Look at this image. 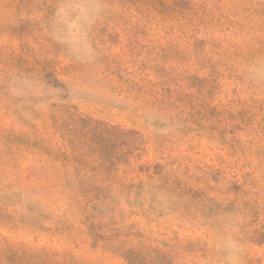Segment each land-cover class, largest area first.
I'll use <instances>...</instances> for the list:
<instances>
[{
	"label": "rangeland",
	"instance_id": "obj_1",
	"mask_svg": "<svg viewBox=\"0 0 264 264\" xmlns=\"http://www.w3.org/2000/svg\"><path fill=\"white\" fill-rule=\"evenodd\" d=\"M0 264H264V0H0Z\"/></svg>",
	"mask_w": 264,
	"mask_h": 264
}]
</instances>
